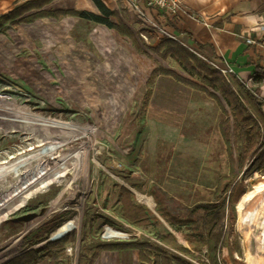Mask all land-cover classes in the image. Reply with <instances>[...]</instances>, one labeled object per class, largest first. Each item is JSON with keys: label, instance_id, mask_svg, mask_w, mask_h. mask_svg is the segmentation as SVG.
Returning a JSON list of instances; mask_svg holds the SVG:
<instances>
[{"label": "rangeland", "instance_id": "obj_1", "mask_svg": "<svg viewBox=\"0 0 264 264\" xmlns=\"http://www.w3.org/2000/svg\"><path fill=\"white\" fill-rule=\"evenodd\" d=\"M31 1L34 0L15 8ZM62 3V0H53L41 9H32L0 26V96L9 94L18 98L19 104L42 107L44 111L40 119L33 118L36 124L29 135H22L20 140L0 141V207L23 177L33 173L36 181L46 166L54 171L60 160L78 146L86 148L80 151L84 166L80 168L75 160L64 166V170L54 172L41 188L47 184L57 188L47 195L42 194L40 188L33 195L36 198L33 206L20 221L0 228V264H9L27 253H33L29 260L36 257V264H66L67 260L77 264L82 246L90 248L101 242L104 225L120 228L122 222L125 223L119 215L120 188L140 182L149 186L153 181L134 175L136 170L146 166L145 158L150 157L147 149L150 139L140 120L143 102L140 96L145 92L144 86L136 92L129 111L118 114L123 107L116 103L111 91L112 86L118 85L113 78L114 49L118 42L106 29L80 21L70 13L75 10L55 8ZM64 3L68 8L84 9L82 0ZM30 17H34L32 21L28 20ZM56 21L64 28H55L49 23ZM51 29L55 33L46 40L44 37ZM139 39L154 43L167 38L155 35L152 41L148 32L142 30ZM51 42L55 43V48L49 47ZM152 53L166 64L167 70L173 68L180 77L197 82L171 60ZM42 118H50L53 124L89 129V134L77 145L76 139L55 132L51 123ZM54 151L56 153H52ZM208 160L203 165L196 164L197 178L177 180L180 185L189 182L202 190L196 195H177L182 202L214 201L219 179L230 172L226 145L220 138L214 140ZM236 178L238 182L242 180L247 194L264 181V172L248 160ZM243 197L234 207V232L221 249L220 259L226 264H235V260L248 264L247 252L255 259L264 256V209L257 224H252L251 214L240 226L238 206ZM243 207L245 211L249 203H244ZM33 214L36 218L31 221L22 219ZM68 221L78 225V232L54 238V232ZM190 258L192 264H201L200 260L207 263L205 252Z\"/></svg>", "mask_w": 264, "mask_h": 264}, {"label": "crops", "instance_id": "obj_2", "mask_svg": "<svg viewBox=\"0 0 264 264\" xmlns=\"http://www.w3.org/2000/svg\"><path fill=\"white\" fill-rule=\"evenodd\" d=\"M26 1L29 0H0V16ZM65 1L69 2L70 0H62L63 3L60 7L55 8L101 16L92 0H82L84 9H80V7L68 8L67 3H64ZM101 1L112 13V16L109 17V23L124 25L133 34L132 38L120 34L116 29L108 27L106 24L76 17L82 22L106 29L110 32L111 37H114L115 41L118 42L114 49L115 61L113 65L115 67L117 64L131 61L129 69L133 79L131 103L126 104L120 97L113 94L116 103L123 107V111L118 113L122 115L129 111L134 104L136 92L141 86H144L145 92L140 96L142 102L150 75L160 67L166 69V64L154 56L151 51L160 41L144 43L139 39L142 30H146L150 40L154 41L155 35L160 36L156 29L139 19L123 0ZM180 1L185 9L183 13L172 16L165 11L145 8L146 18L152 24L177 36L181 45L201 59L218 65L228 64L233 70V74L243 84L249 89L256 88L250 78L255 65L264 69V0ZM49 23L52 27L64 28L57 21L55 24L54 22ZM54 33L55 31L51 29L44 38L47 40ZM248 39H252L255 43L247 44ZM54 46L55 43L51 42L49 47L55 48ZM170 71L179 74L173 68H170ZM259 97L264 100V84L259 88ZM224 118L219 102L208 97L204 92L178 81L172 75L159 74L156 77L146 111L140 119L147 131V137L150 139H148L147 147L150 157L145 158L146 161L144 160L146 166L140 167V171L136 170L134 174L141 180L152 179L153 181L149 186L141 185L140 182L126 187L134 194L137 204L150 211L153 218L149 219L148 224L144 226H136L123 219L125 223L139 230L142 233L141 236L131 241L98 243L104 247L96 250L97 256L92 264H165V260L155 259L156 252H152L149 260L146 256L144 261L138 250L131 247H120L136 242L150 243L163 250L166 255L180 256L192 264L190 254L178 253L170 246L163 244L161 239L172 236L179 243L189 248L184 239V235L190 233L189 226H179L174 222L175 220L164 218L158 212V206L150 195V189L152 186L160 188L168 197L174 198L187 209L213 204L214 201L182 202L177 195H196L202 190L199 191L196 186H191L189 182L180 185L177 180L197 178L196 164L203 165L207 161L209 162L208 157L214 140L220 138L223 141L219 125ZM204 175L203 177H205ZM202 189L207 190L205 187ZM165 209L171 212L167 216L171 215L172 218L181 214L178 213L181 208L176 204H168ZM95 246L97 245L90 248ZM204 252L206 253L205 250ZM168 264H172V262Z\"/></svg>", "mask_w": 264, "mask_h": 264}, {"label": "trees", "instance_id": "obj_3", "mask_svg": "<svg viewBox=\"0 0 264 264\" xmlns=\"http://www.w3.org/2000/svg\"><path fill=\"white\" fill-rule=\"evenodd\" d=\"M52 1L34 0L19 6L0 18V26L5 21L19 18L32 9H41ZM92 1L100 11L101 16L76 11L70 13L86 20L106 24L122 35L133 37V34L124 25L109 23V17L112 16V13L101 0ZM33 18L30 17L28 20L32 21ZM152 51L163 60L174 62L180 70L197 82L189 81L169 70H154L147 81V91L140 109L142 116L146 111L156 77L159 74L172 75L178 81L204 92L208 97L219 102L225 117L220 122L219 129L230 159L229 175L219 180L215 189L213 204L187 209L174 198L168 197L160 188L151 187L150 195L158 206V212L166 219L175 220L174 222L179 226H189L190 229V233L184 235L189 248L179 243L172 236L161 238L162 243L170 246L178 253L190 254L191 256L203 253L205 250L207 263L222 264L223 261L220 259L221 249L227 244L229 236L234 232L233 227L236 221L234 207L246 193L242 180H240L241 182L236 181L237 172L244 168L248 160H252L254 165H257V168L264 172V100L259 97V88L264 84V69L259 65L253 67L250 79L256 88L249 89L237 76L228 74L225 77L211 62L196 56L177 41L164 39L152 48ZM118 204L120 217L130 224L144 226L148 224L149 219L153 218L150 211L137 204L134 194L126 187H121L119 190ZM168 204L179 205L181 209L178 213L181 214L175 215L173 218L171 215L167 216L171 214L170 211L165 209ZM101 247H104V245H97L93 248L82 246L77 264H92L97 256L96 250ZM120 247H131L138 250L144 261L146 256L149 260L152 252H156L155 259L165 260V264L169 262H172V264H190L180 256H168L157 246L146 242H136ZM32 256L33 253L24 254L12 260L9 264H36V257L32 261L29 260ZM200 263L207 264L201 260ZM234 263L244 264L239 260H235ZM66 264L71 263L67 260ZM223 264H226V262H223Z\"/></svg>", "mask_w": 264, "mask_h": 264}, {"label": "bare ground", "instance_id": "obj_4", "mask_svg": "<svg viewBox=\"0 0 264 264\" xmlns=\"http://www.w3.org/2000/svg\"><path fill=\"white\" fill-rule=\"evenodd\" d=\"M114 66L115 72L113 78H115L118 85L111 87L113 94H116L126 104H130L132 101L133 79L130 76L129 69L131 62L127 61L123 64ZM25 102V101H22ZM27 103V102H26ZM43 108L26 107L18 103V98L5 94L0 96V141L5 138L19 139L22 135H29L27 133L32 132V129L36 123L34 119L39 118L40 114L43 115ZM45 122L51 123L55 132L76 139L75 142L78 145V141L89 134V129L75 127L71 124H53L54 122L50 118H42ZM46 126V124L44 125ZM40 131V130H39ZM35 132V131H34ZM37 132V131H36ZM27 139V138H26ZM20 140V139H19ZM26 140H24V143ZM85 147H77L74 152H68L59 162L54 171L50 170V167H45L42 171L43 174L37 176V180L32 178L33 173L22 178L18 187H15L11 195L7 196L3 200V206L0 207V228L4 229L9 224L20 221L21 216L27 211V209L33 206L36 198L33 197L41 186L48 180V178L58 171L64 170L63 167L72 161H78L79 167L83 168L84 164L80 156V151H84ZM52 153H56L55 151ZM50 154V153H47ZM38 175V174H37ZM57 187L53 184H47L44 188H41L42 194L47 195L49 192L54 191ZM264 181L256 184L254 189L249 191L242 198V202L238 206L239 224L242 226L246 218L251 216V222L253 225L257 224L261 211L264 209ZM249 203L248 209L244 211L243 204ZM78 232V225L74 221H68L59 226L57 231L54 232L53 237L61 236L65 233L75 234ZM248 264H264V256L255 259L250 252H247Z\"/></svg>", "mask_w": 264, "mask_h": 264}, {"label": "built area", "instance_id": "obj_5", "mask_svg": "<svg viewBox=\"0 0 264 264\" xmlns=\"http://www.w3.org/2000/svg\"><path fill=\"white\" fill-rule=\"evenodd\" d=\"M128 8L134 12L146 25L156 29L159 37H165L177 42H180L179 38L172 33L165 31L159 26L152 24L145 15V8H153L161 11H165L172 16H177L185 11L184 6L180 0H123ZM247 44H254L252 39H248ZM216 69H218L225 77L228 74H233V70L228 64L218 65L216 63H211ZM122 227L117 228L109 225H104L102 227V232L100 235L101 242L110 241H131L134 238L141 236V232L131 225L122 222Z\"/></svg>", "mask_w": 264, "mask_h": 264}, {"label": "water", "instance_id": "obj_6", "mask_svg": "<svg viewBox=\"0 0 264 264\" xmlns=\"http://www.w3.org/2000/svg\"><path fill=\"white\" fill-rule=\"evenodd\" d=\"M34 218H36V214L29 215V216H27V217H23L22 219H23L24 221H31V220H33Z\"/></svg>", "mask_w": 264, "mask_h": 264}]
</instances>
